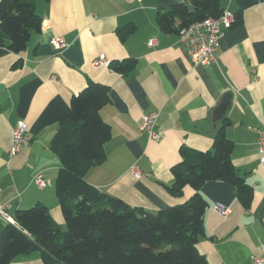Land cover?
<instances>
[{"label":"crops","instance_id":"0c3cea01","mask_svg":"<svg viewBox=\"0 0 264 264\" xmlns=\"http://www.w3.org/2000/svg\"><path fill=\"white\" fill-rule=\"evenodd\" d=\"M185 0H36L42 27L32 34L21 54L0 47V205L8 204L14 218L19 209L41 203L65 231L55 192L60 160L51 150L59 120L70 113L73 95L88 80L110 87V103L101 110L112 127L105 162L91 169L86 180L98 190L124 200L131 207L156 213L188 200L170 195L172 168L181 161L183 147L212 151L223 121L234 142L232 160L238 173L253 187L246 209L236 188L222 181L208 182L201 193L208 203L205 234L199 250L209 264H254L264 245V166L259 161L258 134L264 130V0H221L222 9L241 22L220 39L216 62L195 65L180 43V35L165 33L157 13ZM12 0H0V21ZM134 26L135 31L122 39ZM62 37L67 46L50 43ZM158 40L154 48L148 46ZM103 56L109 62L136 60V68L121 74L109 65L93 67ZM20 63V64H18ZM232 95L225 117L214 129V112ZM159 112L160 140L140 130L142 118ZM19 121L29 128L31 141L10 155L13 130ZM143 172L137 178L132 170ZM41 174L47 185L34 178ZM231 208L224 218L214 207ZM5 222L0 219V229ZM12 264H45L40 253L16 258Z\"/></svg>","mask_w":264,"mask_h":264},{"label":"trees","instance_id":"16d2710c","mask_svg":"<svg viewBox=\"0 0 264 264\" xmlns=\"http://www.w3.org/2000/svg\"><path fill=\"white\" fill-rule=\"evenodd\" d=\"M35 2L12 0L0 21L1 48L15 54L27 49L32 34L42 27ZM223 12L221 0H185L160 9L157 24L165 33L180 35L192 23L219 18ZM236 17L233 27L241 22ZM134 31L129 26L120 35L125 39ZM109 67L128 74L136 68V60L110 62ZM110 100L109 86L88 80L83 91L72 96L70 113L59 120L51 142L61 165L55 192L66 230L44 204L17 210L16 224L4 221L0 229V264H12L35 252L45 264H209L198 247L208 207L203 185L214 181L233 185L239 202L250 208L254 190L233 164L234 142L226 135L228 119L218 130L212 151L180 150L181 161L172 168L174 183L168 192L182 198L187 187L193 189L183 203L151 213L88 183L86 174L105 162V148L112 139V127L101 116Z\"/></svg>","mask_w":264,"mask_h":264},{"label":"built area","instance_id":"2783aa9c","mask_svg":"<svg viewBox=\"0 0 264 264\" xmlns=\"http://www.w3.org/2000/svg\"><path fill=\"white\" fill-rule=\"evenodd\" d=\"M130 3L142 2V0H126ZM237 17L234 13L225 10L219 18H209L204 21L194 22L185 28L180 34V43L187 50L195 65H212L216 62V52L220 39L235 24ZM56 50H62L67 46L66 41L62 37H54L50 41ZM158 45V40L152 38L148 41V46L154 48ZM110 62L103 56L95 60L94 68L100 66H108ZM159 112H153L142 118L140 130L148 134L151 141L160 140L161 133L157 129V121ZM31 136L29 128L24 121H19L13 130L12 145L10 155H17L24 146L29 144ZM259 161L264 166V130L258 135ZM137 178L144 176L138 166L132 168ZM34 183L43 188L47 185L41 174L34 178ZM8 204L0 205V219L5 222L16 224L15 220L7 213ZM214 210L222 217L227 218L231 214V208L222 204H216ZM262 254L254 259V264H264V245L261 246Z\"/></svg>","mask_w":264,"mask_h":264},{"label":"water","instance_id":"95a60500","mask_svg":"<svg viewBox=\"0 0 264 264\" xmlns=\"http://www.w3.org/2000/svg\"><path fill=\"white\" fill-rule=\"evenodd\" d=\"M232 98V95L229 94L228 96H226L223 101L221 102V104L218 105L217 109L214 112L215 118L213 120L214 122V129H216L217 127V123L222 121L225 117L227 108L230 105V99Z\"/></svg>","mask_w":264,"mask_h":264}]
</instances>
